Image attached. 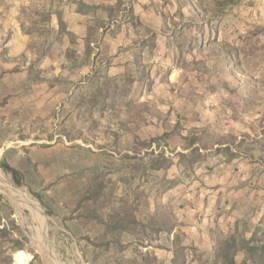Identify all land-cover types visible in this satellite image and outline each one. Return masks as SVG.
Segmentation results:
<instances>
[{"label": "rangeland", "instance_id": "obj_1", "mask_svg": "<svg viewBox=\"0 0 264 264\" xmlns=\"http://www.w3.org/2000/svg\"><path fill=\"white\" fill-rule=\"evenodd\" d=\"M0 173L58 264H173L176 235L211 264L261 232L264 0H0ZM124 206L139 235L107 244ZM27 221L0 189V264H47Z\"/></svg>", "mask_w": 264, "mask_h": 264}, {"label": "trees", "instance_id": "obj_2", "mask_svg": "<svg viewBox=\"0 0 264 264\" xmlns=\"http://www.w3.org/2000/svg\"><path fill=\"white\" fill-rule=\"evenodd\" d=\"M197 149L194 150V154ZM8 168V165H4ZM14 173L13 169H11ZM128 207L124 206L120 211L112 213L109 216V220L105 223V232L102 238H108L107 244L111 242H120V235L123 231H135L138 226V221L133 215V211L129 212ZM174 224L171 220L166 221V231L172 233ZM136 234L139 235V229L136 230ZM139 244H144V238L138 237ZM173 252L174 256L172 259L173 264H186V247L180 242L179 236L173 240ZM239 252L245 253V259L242 264H264V229L259 233L242 241H238L235 237H229L226 239H219L215 245L214 258L211 264H238L236 255ZM132 264H158L157 257L151 255L149 252L141 254V261L134 262Z\"/></svg>", "mask_w": 264, "mask_h": 264}, {"label": "bare ground", "instance_id": "obj_3", "mask_svg": "<svg viewBox=\"0 0 264 264\" xmlns=\"http://www.w3.org/2000/svg\"><path fill=\"white\" fill-rule=\"evenodd\" d=\"M0 189L12 200L19 220H24V221L29 220L30 221L32 225L31 226L32 229L37 234V240H38L37 245L45 253L47 264H58L53 258H51V256L48 254V252L43 247V244H42L43 231H41L37 225L38 219H39L38 210L35 204L33 203L32 199L24 192L19 191L15 189L14 187H12V185L9 183L7 178L4 177L1 173H0ZM31 258L32 256L30 253H27L26 251L21 250L19 252L17 264H27L31 260Z\"/></svg>", "mask_w": 264, "mask_h": 264}]
</instances>
